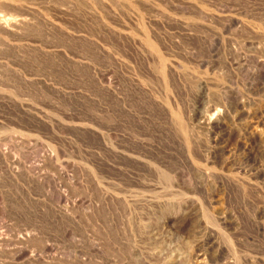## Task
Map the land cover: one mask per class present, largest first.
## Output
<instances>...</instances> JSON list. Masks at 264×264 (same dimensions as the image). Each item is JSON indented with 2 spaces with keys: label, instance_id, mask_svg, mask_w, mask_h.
<instances>
[{
  "label": "rangeland",
  "instance_id": "374dc122",
  "mask_svg": "<svg viewBox=\"0 0 264 264\" xmlns=\"http://www.w3.org/2000/svg\"><path fill=\"white\" fill-rule=\"evenodd\" d=\"M19 2L0 264H264V0Z\"/></svg>",
  "mask_w": 264,
  "mask_h": 264
},
{
  "label": "bare ground",
  "instance_id": "6f19581e",
  "mask_svg": "<svg viewBox=\"0 0 264 264\" xmlns=\"http://www.w3.org/2000/svg\"><path fill=\"white\" fill-rule=\"evenodd\" d=\"M17 2V0H0V4H5L6 5V3L7 4H9L10 5V3H11V5H12V3H16ZM20 0H18V3H20L19 2ZM11 7V6H10ZM20 14V13H19ZM12 15V14H11ZM16 16V15H15ZM23 16V15H22ZM22 16H21V18H19L20 16H18L17 15V18L16 17H12V16H10L9 15V17H6L5 15H3V16H0V31L1 32H4V33H12V34H15V32L17 31V30H19V29H21L25 24H26V19L25 18H22ZM26 17V16H25ZM28 19V18H27ZM235 21V20H234ZM238 23V22H237ZM26 27V26H25ZM259 29H260V27H259ZM22 30V29H21ZM24 30V29H23ZM146 30V29H145ZM19 31H17V33H18ZM148 32V31H147ZM257 32V31H256ZM152 40V39H151ZM147 42V44H148V46H149V48L150 49H152L153 50V46H152V43H151V41H146ZM157 44V43H156ZM146 45V44H145ZM165 45V44H164ZM156 47H157V45H156ZM148 48V49H149ZM158 48V47H157ZM156 49V48H155ZM242 50V49H241ZM158 57V56H157ZM161 57H162V55H161ZM161 61H164V60H161ZM167 63V62H166ZM262 65H264V63H261ZM162 66V65H161ZM164 66V65H163ZM155 68V67H154ZM155 70H156V68H155ZM174 74V73H173ZM217 76V75H216ZM212 79V78H211ZM163 80V79H162ZM167 82V81H166ZM208 89V88H207ZM207 113V112H206ZM216 114H217V112H215ZM202 114V113H201ZM201 114H199V115H201ZM210 114V113H209ZM208 113L207 114H202L199 118H200V120H201V123L203 124V125H209V124H211V122H212V118L213 117H211V115H209ZM178 115V114H177ZM213 115H214V113H213ZM217 116H218V114H217ZM175 118V117H174ZM179 120V119H178ZM191 122V121H190ZM214 123V122H213ZM217 123H219L218 121H217ZM213 125V124H212ZM208 127V126H207ZM247 143V142H246ZM250 143V142H249ZM249 143H247V144H249ZM243 148L245 149L244 151H245V153H246V155H248V156H251L252 154H255V153H257V152H259V150H252V147L251 146H247L246 144L244 145V143H243ZM264 147V146H263ZM257 148V147H256ZM259 148V147H258ZM257 148V149H258ZM261 152V151H260ZM244 153V154H245ZM2 155V154H1ZM261 156V155H260ZM255 159V158H254ZM264 165V164H263ZM260 167H262V166H260ZM259 167V168H260ZM263 168V167H262ZM259 170V169H258ZM256 171L255 172V176H258L259 175V173H260V171ZM233 172V171H232ZM204 173V172H203ZM207 173V172H206ZM254 173V172H253ZM205 174V173H204ZM261 174V173H260ZM206 175V174H205ZM261 175H263V174H261ZM204 176V175H203ZM261 177V176H260ZM248 179H249V177H248ZM247 179V180H248ZM260 179V178H259ZM248 181H250V180H248ZM254 182H255V179H254ZM251 183V182H250ZM249 188V187H248ZM220 215V214H219ZM204 217V216H203ZM220 217V216H219ZM226 218L227 217H225V216H222L221 215V217H220V221L222 220L223 222H226L227 220H226ZM218 219V218H217ZM205 222V221H204ZM220 223V222H219ZM229 224V222L227 223V225ZM222 226V225H221ZM226 226V225H225ZM206 230V229H205ZM211 231V230H210ZM211 233V232H210ZM209 233V234H210ZM227 238V237H226ZM207 240V239H206ZM205 240V241H206ZM204 241V240H203ZM210 244H213V241L214 240H209V238H208V240H207ZM208 243V244H209ZM207 244V243H206ZM235 250V249H234ZM215 251H216V254H217V257H220L221 255H223V252H224V249L221 247V246H218V247H216V249H215ZM230 251V250H229ZM227 252V251H226ZM200 253V252H199ZM215 254V255H216ZM198 257H200L199 255H198ZM203 257V256H202ZM200 258L199 260H198V262L200 263V261H204L203 260V258ZM215 257V256H214ZM177 259V258H176ZM170 260V259H169ZM174 263V262H173ZM204 263V262H203ZM201 264V263H200ZM227 264V263H226Z\"/></svg>",
  "mask_w": 264,
  "mask_h": 264
}]
</instances>
